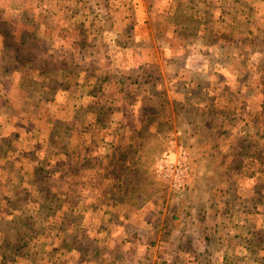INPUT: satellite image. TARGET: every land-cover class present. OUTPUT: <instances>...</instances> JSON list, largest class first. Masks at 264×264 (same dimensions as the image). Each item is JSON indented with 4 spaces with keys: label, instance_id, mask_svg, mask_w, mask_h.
<instances>
[{
    "label": "rangeland",
    "instance_id": "obj_1",
    "mask_svg": "<svg viewBox=\"0 0 264 264\" xmlns=\"http://www.w3.org/2000/svg\"><path fill=\"white\" fill-rule=\"evenodd\" d=\"M0 264H264V0H0Z\"/></svg>",
    "mask_w": 264,
    "mask_h": 264
}]
</instances>
